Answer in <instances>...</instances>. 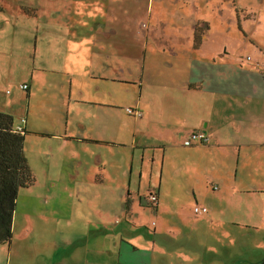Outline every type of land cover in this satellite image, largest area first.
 Listing matches in <instances>:
<instances>
[{
	"label": "crops",
	"instance_id": "crops-1",
	"mask_svg": "<svg viewBox=\"0 0 264 264\" xmlns=\"http://www.w3.org/2000/svg\"><path fill=\"white\" fill-rule=\"evenodd\" d=\"M209 30L210 27L204 30L198 46L193 42L187 51L153 49L144 52L142 62L139 56L132 55L135 63H142L143 74L146 71L149 81L145 84L142 75L138 85L132 84L137 91L130 109L142 113L138 118L127 111L123 113L121 106L113 102L112 89L124 81L113 78L115 69L106 64L113 58L121 59V55L106 51L110 44L106 36L83 39L84 45L89 44L91 49L87 48L86 70L96 76L91 77V83L70 81L61 85L60 108L65 116L59 117L56 113L59 108H52V116L47 119L52 127L42 135L50 139L51 150L62 154L61 157L70 154L79 172L81 168L85 170V182L92 186L88 199L81 210L76 206L71 218L67 216L64 221L72 231L75 221L81 223L93 238L76 245L84 250L81 261L74 259L80 250L75 247L69 258H62L57 264H264V238L247 243L248 236L241 235L238 221L240 217H255L260 224L249 227L253 237L259 231L264 232V212H261L264 198L249 194L244 201L249 213L241 215L240 197L234 186L241 163L242 170L249 171L256 180L264 179V71L256 66L264 64L250 56L240 63L221 49L210 56L203 54ZM60 42L73 54L81 39L67 34L59 38ZM73 57L77 59L76 55ZM248 57L251 61H247ZM127 68L125 64V68L119 66L117 70L125 72ZM66 69L63 71L67 73ZM27 126L26 121V132ZM193 133L205 134L208 142H191L189 137ZM97 145L107 149L106 152L112 146L130 150L131 154L123 150L124 161L118 175L107 171L105 151L98 152L97 158L96 149L90 148ZM160 164L162 172L166 167L168 175H173L165 182L158 178ZM219 165L226 168L225 174ZM208 170H215L210 175L228 185L224 193L213 196L225 201L220 210L212 213L215 222L207 221L206 194L198 198L202 196L199 181ZM181 172L197 175L199 179L193 183L180 180ZM113 186L117 196L114 199ZM152 196L156 202L147 205L154 210V216H170L167 226L153 222L151 232L142 220L136 221L132 216L134 197ZM164 197H169L171 207H165ZM179 197L194 200L180 204ZM231 199L238 201L233 203ZM77 202L80 204V199ZM186 207L193 219L186 216ZM252 207L257 212L250 214ZM195 208H206L207 212L196 215ZM164 233L168 234L167 245L157 244V237ZM144 235L152 241L151 249L145 248Z\"/></svg>",
	"mask_w": 264,
	"mask_h": 264
},
{
	"label": "rangeland",
	"instance_id": "rangeland-1",
	"mask_svg": "<svg viewBox=\"0 0 264 264\" xmlns=\"http://www.w3.org/2000/svg\"><path fill=\"white\" fill-rule=\"evenodd\" d=\"M208 27L209 36L203 45V54L210 56L221 49L240 63L250 56L264 64V0H0V113L11 115L15 124L21 119L28 122L23 152L35 179L31 186L17 192L12 217V242L11 245L0 246V264H57L58 260L69 258L76 245L88 241V238L92 241L90 230L81 223L75 221V230L73 228L72 231L64 221L71 218V211L74 212L77 207L81 210L88 199L92 186L85 182V170L81 168L79 172L70 154L61 157L62 154L51 150L50 139L42 135L52 127L47 120L52 116V108H59L56 112L59 117L65 116L60 108L61 85L66 86L70 81L74 84L91 83V77L96 76L86 70L89 59L87 51L91 49L89 44L84 45L83 39L94 35L106 36L110 42L106 51L121 55V59L113 58L106 65L115 69L113 78L124 81L119 87L114 86L111 92L113 102L126 113L137 91L132 84L136 82L138 85L142 75L145 84H149L148 74L146 71L143 74L140 63L144 52L153 49L187 51L191 44L193 46L195 30L200 31L202 38ZM67 34L78 36L79 41L81 39L80 47L77 43L73 54L71 49L67 50V45L62 47V43H58L59 38H65ZM94 50L97 51V48ZM132 55L139 56L140 62L135 63L136 58L133 59ZM124 56L127 58L124 59ZM157 61L161 62V59ZM124 62L128 68L125 72L118 71L119 66L125 68ZM63 68L78 70L79 73H70L68 69L66 73ZM22 85L30 89L23 90ZM128 120L132 121V118L128 116ZM58 121L55 120V123ZM90 148L96 149L97 158L98 152L105 151L103 154L109 165L106 168L113 176L118 175L120 164H123V150L131 154L130 150L116 146L108 148L110 152L98 145ZM229 163L231 165V161ZM219 167L222 168L221 173L225 174L226 168ZM242 167L241 163L234 183L240 197L241 215L243 212L249 213L244 208L249 194L260 200L264 198V191H255L264 190V179L256 180ZM167 172L166 167L162 172L160 164L158 178L165 182L168 176L173 177ZM212 172L215 170L206 171L199 181L202 196L198 198L202 199L206 194L208 222H215L216 217L212 213L225 205V201L221 202L219 197L213 196H219L228 189L224 181L210 175ZM260 173L259 170L257 174ZM178 177L192 183L199 179L191 173H182ZM213 187L216 189L213 190ZM207 192L210 194L207 195ZM112 196L113 199L117 197L114 186ZM134 198L136 205L132 218L142 220L151 232L153 222H158L160 227L167 226L170 215L155 217L154 210L147 205L151 197ZM186 200L194 199H178L180 204ZM164 202L166 208L171 207L169 197H164ZM139 203L142 207L138 206ZM252 208L250 214L257 212ZM184 211L189 219H193L188 207ZM238 221L241 235L248 236L247 243L264 238V232L259 231L253 237V230L249 229L259 225L260 220L240 217ZM101 233L102 229L99 231ZM145 238L144 235L142 241L145 248L151 249L152 241ZM167 238L168 234L164 233L155 242L167 245ZM57 248L59 250L55 252ZM79 249L74 259L81 261L84 250ZM243 252L241 250V254ZM255 255L256 251L252 256Z\"/></svg>",
	"mask_w": 264,
	"mask_h": 264
},
{
	"label": "trees",
	"instance_id": "trees-1",
	"mask_svg": "<svg viewBox=\"0 0 264 264\" xmlns=\"http://www.w3.org/2000/svg\"><path fill=\"white\" fill-rule=\"evenodd\" d=\"M200 39L197 29L195 46L200 44ZM19 125L11 115L0 113V246L12 242V217L18 190L31 186L35 180L23 152L27 132L24 129L17 133L15 127Z\"/></svg>",
	"mask_w": 264,
	"mask_h": 264
},
{
	"label": "built area",
	"instance_id": "built-area-1",
	"mask_svg": "<svg viewBox=\"0 0 264 264\" xmlns=\"http://www.w3.org/2000/svg\"><path fill=\"white\" fill-rule=\"evenodd\" d=\"M247 61H251L250 57L247 58ZM257 68H259L260 70L264 71V66H260V65H256ZM21 88L23 90H27L28 89V86L27 85H22ZM127 113L129 115H133L135 117H141L142 113L140 111H137V110H133V109H126ZM25 124V119H21V122H20V125L15 127V131L17 133H21L24 128H23V125ZM190 141L191 142H194V143H197V144H206L208 142V137L203 134V133H193L190 135L189 137ZM151 201L154 203L156 202V197L152 196L151 197ZM207 212L206 208H195L194 209V213L196 215H202V214H205Z\"/></svg>",
	"mask_w": 264,
	"mask_h": 264
}]
</instances>
